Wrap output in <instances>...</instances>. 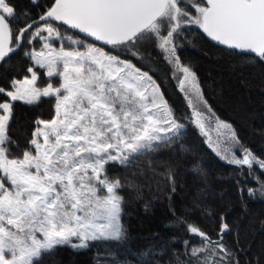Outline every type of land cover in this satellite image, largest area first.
<instances>
[{
    "label": "snow or ice",
    "instance_id": "6c2138e0",
    "mask_svg": "<svg viewBox=\"0 0 264 264\" xmlns=\"http://www.w3.org/2000/svg\"><path fill=\"white\" fill-rule=\"evenodd\" d=\"M16 17L10 0H0V62L25 40L40 39L41 49L27 55L49 81L58 77L59 85L37 87V72L29 67L31 77L13 80V90L0 87V95L11 101L31 105L41 97L55 100L53 117L36 121L29 148L20 156L12 154L15 141L8 134L13 105L0 103V264H40L58 246L124 242L129 234L121 219L122 184L108 178L105 165H127L154 153L173 143L184 127L148 72L100 45L142 60L141 47L151 43L165 53L174 77L180 74V90L205 105L196 73L177 55L175 39L181 29L194 25L220 45L264 59V0H193L190 5L186 0H52L38 18L29 17L14 28ZM58 25L99 44L65 35ZM53 40L61 42L59 48ZM65 40L71 47H65ZM228 162L264 169V160L247 149L242 158L233 155ZM168 179L174 183L170 172ZM256 191L249 189L248 194ZM259 191L264 195V182ZM181 223L200 237V247L184 241L186 253L198 264H239L198 225ZM227 229L222 223L221 240Z\"/></svg>",
    "mask_w": 264,
    "mask_h": 264
},
{
    "label": "trees",
    "instance_id": "16d2710c",
    "mask_svg": "<svg viewBox=\"0 0 264 264\" xmlns=\"http://www.w3.org/2000/svg\"><path fill=\"white\" fill-rule=\"evenodd\" d=\"M51 2L10 0L17 12L14 28L23 26L29 17L38 18ZM175 43L181 63L190 66L198 77L202 99L207 102L201 110L212 120L231 125L238 146L235 157L242 158L247 149L264 160V59L223 47L196 27H184ZM31 46L25 40L0 62V87L6 91L12 90L13 80L30 74L27 69L34 62L27 50ZM113 52L132 58L128 52ZM143 58L145 70L154 74L184 127L173 143L154 153L127 165L110 162L105 166L108 178L119 179L122 184L121 219L128 239L92 241L87 248L58 246L44 254L40 264H187L190 259L198 264L197 258L186 253L184 241L189 247H200V237L189 233L181 221L198 225L213 241H220L239 264H264V195L259 191L264 169L256 164L250 169L229 163L233 158L230 153L224 157L215 151L189 119L188 102L165 59L151 49ZM40 78L46 80L43 72ZM8 100L0 95V103ZM54 104L52 97H41L31 105L12 102L8 134L15 141L13 155L20 156L29 148L36 121L51 119ZM169 172L174 183L168 179ZM249 189H256V194L250 196ZM222 223H227L228 229L221 240ZM148 251L153 255H143Z\"/></svg>",
    "mask_w": 264,
    "mask_h": 264
},
{
    "label": "rangeland",
    "instance_id": "374dc122",
    "mask_svg": "<svg viewBox=\"0 0 264 264\" xmlns=\"http://www.w3.org/2000/svg\"><path fill=\"white\" fill-rule=\"evenodd\" d=\"M35 1H37V0H35ZM192 2H193V0H186V3L189 4V5ZM190 10L194 12V9H190ZM58 26L61 27V30L65 32V35H73L74 34L71 31H69L68 29H66V28H64V27H62L60 25H58ZM186 27H196V26L188 25ZM181 31H182V29L180 30V32ZM75 36L80 38V39H82L86 43H89V44L92 43V42H88L83 37L81 38V37H79L77 35H75ZM30 43H31L32 46L29 48V50H27V53H30L33 49H35L36 51H39L41 49V47L43 46V41H41L40 39H36L34 41H31ZM63 43H64L66 48L67 47H71L70 42H68L67 40H65ZM52 44H53L54 47L59 48L60 45H61V42L53 40ZM147 49L154 50L157 54H159L160 56H162L165 59V53H163L160 49L152 46L151 43H147L143 47H141L140 52H141V54L143 56H145V52H146ZM81 50H83V49L81 48ZM104 50L110 52V54L117 55V54H115L113 52L115 50H112L111 47L109 49L104 48ZM117 51L121 52V53H124V54L127 53L126 50H122V49L117 50ZM129 55H130V53H129ZM120 57H121V59H130L134 64H136V66L138 68L141 69V71L148 72V74L153 77V79L157 82V84H159L158 81L156 80L154 74H151L149 71L145 70V58H143L141 60V59H137V58L134 59V57H132V58H130V57L124 58V56H120ZM165 61L170 66L172 74H173L174 73L173 65L169 64L166 59H165ZM33 68L37 72V75H38L37 87H41V88L46 87L47 83H49V82L53 83L54 86H58L59 85V78L58 77L57 78H53L51 81H49V78L46 76V73H45L44 69H42L43 70L42 71L41 68H39L38 66H33ZM40 72L44 73V78H46V80H44V81L41 80ZM179 75L180 74L177 72L176 77H178ZM27 77L30 78L31 74H29ZM176 77H174V78L177 80V83H178V79ZM23 79H21V80H23ZM197 79H198V77H197ZM198 83H199V80H198ZM199 87L201 89L200 83H199ZM161 91H162V89H161ZM182 93L185 95L186 102H188L187 104H188L189 109H190V111H189V119L192 120L197 125V127L200 129L202 134H204L208 138V141L210 142V144L213 147V149L215 151H217L219 154H221L222 156H224V157H225V155L227 153H230V156H229L230 158L233 155H235L236 148L238 146H237V143H236L235 138H234L233 130H232V128H230V129L224 128L222 126V124H220L219 122H223L225 124H228V123H226L225 121H221V120H212L209 115H207L204 111L201 110V109L205 108V104L201 103L192 94L186 95L185 92H182ZM165 99H166V97H165ZM190 101H191V103H190ZM6 102H11L12 103L14 101H11L10 98H9V100L6 101ZM168 103H169V101H168ZM169 105H170V103H169ZM196 111L202 113V116L200 118H197V116L194 114V112H196ZM3 114H4V112L1 115H3ZM198 119H199V122H197ZM122 207H123V204H122ZM73 239H74V242H75V238H73ZM91 242L92 241H90L89 243H91Z\"/></svg>",
    "mask_w": 264,
    "mask_h": 264
},
{
    "label": "water",
    "instance_id": "95a60500",
    "mask_svg": "<svg viewBox=\"0 0 264 264\" xmlns=\"http://www.w3.org/2000/svg\"><path fill=\"white\" fill-rule=\"evenodd\" d=\"M67 27V26H66ZM75 32H77L76 30H74ZM79 33V32H78ZM80 35H83V36H85V34H83V33H79ZM86 37V36H85ZM91 41H93L94 43H97V44H99V42H95L91 37H88ZM215 42V41H214ZM215 43H217V44H219L218 42H215ZM220 45V44H219ZM100 46H103V47H108V46H104V45H100ZM221 46H223V47H227V46H224V45H221ZM228 48V47H227ZM233 50H235V51H239V50H236V49H233ZM240 52V51H239ZM247 54H253V55H256V54H254V53H247Z\"/></svg>",
    "mask_w": 264,
    "mask_h": 264
},
{
    "label": "flooded vegetation",
    "instance_id": "af4514ba",
    "mask_svg": "<svg viewBox=\"0 0 264 264\" xmlns=\"http://www.w3.org/2000/svg\"><path fill=\"white\" fill-rule=\"evenodd\" d=\"M67 28V27H66ZM68 29V28H67ZM70 31H72L73 33H77V35H80L78 32H75L74 30H71V29H69ZM81 37H83L84 39H86L88 42H92V43H94L93 41H91L88 37H85V36H83V35H80ZM104 48H110V46H108V47H104Z\"/></svg>",
    "mask_w": 264,
    "mask_h": 264
}]
</instances>
